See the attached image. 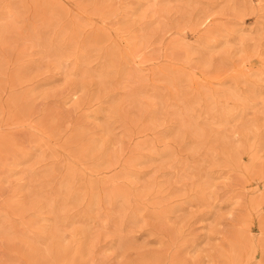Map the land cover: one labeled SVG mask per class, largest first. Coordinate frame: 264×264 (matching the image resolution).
I'll return each mask as SVG.
<instances>
[{"label": "rangeland", "instance_id": "rangeland-1", "mask_svg": "<svg viewBox=\"0 0 264 264\" xmlns=\"http://www.w3.org/2000/svg\"><path fill=\"white\" fill-rule=\"evenodd\" d=\"M0 264H264V0H0Z\"/></svg>", "mask_w": 264, "mask_h": 264}]
</instances>
